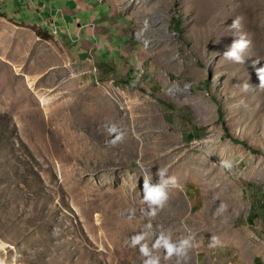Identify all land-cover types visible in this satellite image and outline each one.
<instances>
[{"label": "rangeland", "instance_id": "obj_1", "mask_svg": "<svg viewBox=\"0 0 264 264\" xmlns=\"http://www.w3.org/2000/svg\"><path fill=\"white\" fill-rule=\"evenodd\" d=\"M3 1L0 264H176L161 235L191 237L180 264H264V0H81L62 27Z\"/></svg>", "mask_w": 264, "mask_h": 264}, {"label": "clouds", "instance_id": "obj_2", "mask_svg": "<svg viewBox=\"0 0 264 264\" xmlns=\"http://www.w3.org/2000/svg\"><path fill=\"white\" fill-rule=\"evenodd\" d=\"M238 26V21H233L232 27L236 28ZM238 38L233 41V43L224 51L223 58L226 60L233 61L235 63H244L243 53L249 47V41H247L241 34L237 36ZM257 76L259 79V87L264 89V67H259L256 69ZM248 84L243 85V88L247 90ZM107 131L113 136V139L109 143L115 145L118 142H122L124 139V133L121 132L115 124L107 126ZM220 166L231 170L233 165L228 160H220ZM156 176L159 177L157 184H152L151 180L144 178L143 183V200L148 205V215L154 217L156 215L157 208H163L168 200V194L166 188L171 184H175V178L169 177L167 175V169H158ZM225 205L221 203L218 206L217 211L224 209ZM143 239L142 236L137 238V242ZM220 241L218 237L212 236L210 238L209 246L216 247L219 246ZM191 237L184 238L177 243L171 242L167 237L161 235V237L156 241L154 247L163 248L166 253V259L176 257V264H180V261L187 259V253L192 247ZM140 251L142 255L147 257L144 264H159V257L153 256L147 246H141Z\"/></svg>", "mask_w": 264, "mask_h": 264}, {"label": "crops", "instance_id": "obj_3", "mask_svg": "<svg viewBox=\"0 0 264 264\" xmlns=\"http://www.w3.org/2000/svg\"><path fill=\"white\" fill-rule=\"evenodd\" d=\"M36 4H39L38 6L40 8H44L45 10H47V8H49V13L53 14L52 16H55V19L58 23H60L58 25V27H62L61 23H63V25H65L66 22H70L73 17L71 16V13L69 10L73 9L74 7H78L79 5H81V0H31L30 2H33ZM26 2L28 5V0L24 1ZM7 1H3L2 3V7L6 6ZM17 5V3H16ZM69 15L71 16L69 18Z\"/></svg>", "mask_w": 264, "mask_h": 264}, {"label": "trees", "instance_id": "obj_4", "mask_svg": "<svg viewBox=\"0 0 264 264\" xmlns=\"http://www.w3.org/2000/svg\"><path fill=\"white\" fill-rule=\"evenodd\" d=\"M173 23H174V24H177V21H176V19H174V20H173ZM240 143H242V142H240Z\"/></svg>", "mask_w": 264, "mask_h": 264}]
</instances>
